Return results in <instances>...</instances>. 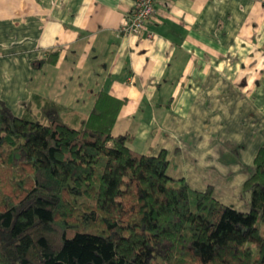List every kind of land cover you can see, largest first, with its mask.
<instances>
[{
	"label": "crops",
	"instance_id": "1",
	"mask_svg": "<svg viewBox=\"0 0 264 264\" xmlns=\"http://www.w3.org/2000/svg\"><path fill=\"white\" fill-rule=\"evenodd\" d=\"M133 4L0 0L1 98L17 116L49 100L84 118L105 92L123 101L113 134L231 206L264 143V0H159L125 34Z\"/></svg>",
	"mask_w": 264,
	"mask_h": 264
},
{
	"label": "trees",
	"instance_id": "2",
	"mask_svg": "<svg viewBox=\"0 0 264 264\" xmlns=\"http://www.w3.org/2000/svg\"><path fill=\"white\" fill-rule=\"evenodd\" d=\"M39 103L17 116L0 95V264H264V143L242 211L113 134L122 100Z\"/></svg>",
	"mask_w": 264,
	"mask_h": 264
},
{
	"label": "built area",
	"instance_id": "3",
	"mask_svg": "<svg viewBox=\"0 0 264 264\" xmlns=\"http://www.w3.org/2000/svg\"><path fill=\"white\" fill-rule=\"evenodd\" d=\"M159 0H134L133 7L121 27L125 34H140L147 28V23L156 13ZM152 34L149 33V36Z\"/></svg>",
	"mask_w": 264,
	"mask_h": 264
},
{
	"label": "rangeland",
	"instance_id": "4",
	"mask_svg": "<svg viewBox=\"0 0 264 264\" xmlns=\"http://www.w3.org/2000/svg\"><path fill=\"white\" fill-rule=\"evenodd\" d=\"M114 133H117V131L115 130L114 131ZM131 147H132V144H129ZM135 145V144H134ZM136 146V145H135ZM134 147V146H133ZM132 147V148H133ZM215 184H216V188H212L213 189V193H214V195H216V193H220V187H219V184H217L216 182H215ZM220 195V194H219ZM239 203V204H238ZM244 203H246V207H247V204H248V201H247V196H246V194L243 192V191H241L240 193H239V195H234V198H233V200H232V207H239L240 206V204H241V209H242V207H243V204ZM249 205V204H248ZM235 207V208H236ZM245 207V206H244Z\"/></svg>",
	"mask_w": 264,
	"mask_h": 264
}]
</instances>
